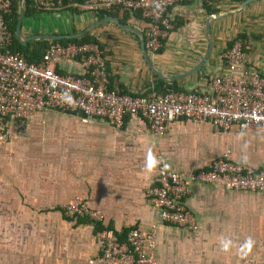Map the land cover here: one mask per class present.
<instances>
[{"label":"crops","instance_id":"crops-1","mask_svg":"<svg viewBox=\"0 0 264 264\" xmlns=\"http://www.w3.org/2000/svg\"><path fill=\"white\" fill-rule=\"evenodd\" d=\"M76 5V13L58 10L22 17L20 38L72 34L97 21ZM134 13L118 11L114 18L137 33L113 22L88 31L99 45L112 90L141 96L204 90L210 77L226 72L222 54L234 38L242 40L248 65L264 75V0L172 6V28L162 46L152 55L144 49L150 66L139 47L138 33L143 36L146 23ZM207 38L208 53L199 65ZM52 68L59 74L82 73L76 61H59ZM23 122L29 131H19L21 123L8 120L0 142V264H87L95 250L96 225L58 211L59 205L76 198L98 211L102 226L118 237L129 228L145 231L153 224L155 264H264V191L189 183L184 205L195 221L194 230L157 221L145 196L158 165L194 172L227 150L230 160L246 170L264 168L263 134L234 126L223 132L208 122L177 119L166 134L155 136L135 115L125 116L121 128L114 129L103 120L84 124L77 113L56 110ZM150 150L159 161L151 172ZM222 239L231 241L228 251ZM249 239L250 250L243 247Z\"/></svg>","mask_w":264,"mask_h":264},{"label":"built area","instance_id":"built-area-1","mask_svg":"<svg viewBox=\"0 0 264 264\" xmlns=\"http://www.w3.org/2000/svg\"><path fill=\"white\" fill-rule=\"evenodd\" d=\"M215 0H83L80 12H136L146 23L143 46L154 54L172 28L168 10L179 3ZM37 11L59 10L60 0H31ZM10 15V0H0V142L7 134L8 120L22 123L47 110L77 113L84 124L99 119L109 127L121 128L127 115L140 117L149 133L162 136L177 119L208 122L218 131L234 126L238 131H257L264 136V75L248 65L242 40L234 38L222 54L226 72L210 77L200 91H168L130 95L108 88L104 59L98 45L50 43L40 59L28 62L10 50L11 34L5 20ZM59 61H76L80 75L56 73ZM189 183L216 184L226 191H264V168L249 171L230 160L224 150L205 169L174 172L157 166L154 184L145 196L160 223L196 228L191 213L183 204L190 193ZM65 218H81L102 225L103 216L79 198L59 205ZM94 232V253L87 264H155V226L145 231L129 228L118 237L105 226Z\"/></svg>","mask_w":264,"mask_h":264},{"label":"trees","instance_id":"trees-1","mask_svg":"<svg viewBox=\"0 0 264 264\" xmlns=\"http://www.w3.org/2000/svg\"><path fill=\"white\" fill-rule=\"evenodd\" d=\"M61 1V10H66L72 13H76L75 8L73 7L74 4H80L83 2V0H60ZM58 10L53 11H37L34 9L31 0H23L22 1V17H31L39 12H55ZM118 11L113 12H99L95 15V19L99 20L106 16L116 17ZM122 13H127L126 11H121ZM136 14V13H134ZM15 19H16V0H10V15L6 18L5 24L8 29V31L11 34V45L10 50L13 52H18L22 54V56L26 59L28 62H36L40 59L42 53L44 52V49L48 46L50 43H84V42H94L96 43V40L92 36L90 32H86L84 35L77 39H70V40H30L25 45H20L17 43L13 37V30L15 25ZM120 23H124L121 19L119 20ZM97 44V43H96ZM31 45V48L28 49V46ZM98 45V44H97ZM99 47V45H98ZM184 204V199L182 200ZM96 225V230L101 229L102 225L98 223H94ZM107 228V227H106ZM108 229V228H107Z\"/></svg>","mask_w":264,"mask_h":264},{"label":"water","instance_id":"water-1","mask_svg":"<svg viewBox=\"0 0 264 264\" xmlns=\"http://www.w3.org/2000/svg\"><path fill=\"white\" fill-rule=\"evenodd\" d=\"M22 1L23 0H16V19H15V25H14V30H13V37H14L15 41L17 43H19L20 45H24L29 40H62V39L70 40V39H77V38L81 37L82 35H84L86 32L90 31L91 29L98 27L99 25L104 24L106 22H113L114 24H116L117 26L121 27L124 30H129V31H132L134 33H137L135 30L119 24L117 19H115L114 17L106 16V17H103V18L93 22L92 24H90L88 27L82 29L81 31H78V32H75L72 34H34V35L26 36L23 39H21L20 38V24H21V20H22ZM209 19H210V16L208 17L207 21ZM207 21H206L205 27H204L205 34H208ZM138 36H139V47H140L141 54H142L144 60L146 61L147 65L150 66L149 60H148V58L145 54V51H144L143 37H142V35H140V33H138ZM209 46H210V43H209V40L207 38L206 39V51H205L204 57L200 61L199 65L205 59V57L208 53ZM198 66H196V67H198Z\"/></svg>","mask_w":264,"mask_h":264},{"label":"clouds","instance_id":"clouds-1","mask_svg":"<svg viewBox=\"0 0 264 264\" xmlns=\"http://www.w3.org/2000/svg\"><path fill=\"white\" fill-rule=\"evenodd\" d=\"M158 163L159 161L156 160V158L154 157V155H152L151 150H150L149 156H148L147 171L151 172L157 166ZM252 243L253 242L251 241V239H249L243 247L250 250ZM221 245L224 251H228V249L231 246V241L227 239H222Z\"/></svg>","mask_w":264,"mask_h":264},{"label":"rangeland","instance_id":"rangeland-1","mask_svg":"<svg viewBox=\"0 0 264 264\" xmlns=\"http://www.w3.org/2000/svg\"><path fill=\"white\" fill-rule=\"evenodd\" d=\"M37 115V114H36ZM90 124V123H89ZM19 128V131H29L30 129L27 128L26 126V129L24 128V122L21 123V126L18 127ZM24 129V130H23Z\"/></svg>","mask_w":264,"mask_h":264}]
</instances>
